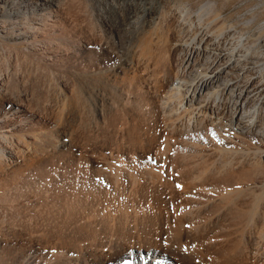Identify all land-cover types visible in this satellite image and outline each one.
<instances>
[{
  "label": "bare ground",
  "instance_id": "6f19581e",
  "mask_svg": "<svg viewBox=\"0 0 264 264\" xmlns=\"http://www.w3.org/2000/svg\"><path fill=\"white\" fill-rule=\"evenodd\" d=\"M71 1L0 0L21 59L81 61L39 102L0 74V264H264V0ZM95 80L107 136L77 138Z\"/></svg>",
  "mask_w": 264,
  "mask_h": 264
},
{
  "label": "rangeland",
  "instance_id": "374dc122",
  "mask_svg": "<svg viewBox=\"0 0 264 264\" xmlns=\"http://www.w3.org/2000/svg\"><path fill=\"white\" fill-rule=\"evenodd\" d=\"M28 2H36V0H27ZM158 2H161V3H163V4H165V5H167V6H172L173 4H174V2L175 1H177V0H157ZM198 1H200V0H192L191 2H190V4H192L193 5V7H196L197 6V2ZM201 1H203V0H201ZM250 0H236L234 3H232L230 6H229V9L225 12V14L226 15H233V14H235L236 12H237V10L239 9V7L240 6H242V5H244V4H246L247 2H249ZM72 2V4H73V7L75 8V6L77 7L76 9H74V10H77V14L79 15V17H81V18H84V20H86V21H89L90 20V18L89 17H91L92 16V7H91V5H92V0H72L71 1ZM87 2V3H86ZM173 2V3H172ZM169 3V4H168ZM75 4V5H74ZM147 7H151V5H148ZM79 9H80V13H79ZM88 9H89V12H88ZM83 12H82V11ZM86 10V11H85ZM83 14V15H82ZM91 14V15H90ZM243 14H245V11L243 12ZM90 15V16H89ZM87 18V19H86ZM235 18H238L237 16L235 17ZM114 20H116L115 18H113ZM0 32L1 33H3V28L2 27H0ZM109 34V35H108ZM113 35V36H112ZM110 37V38H109ZM111 37H112V39H111ZM106 38H107V41H109L110 39V41L108 42V45H109V48L111 49L112 48V46H113V48H112V50H115V51H121V50H123V51H121L122 52V58L123 59H131L132 58V56H133V54L134 55H137L136 53L137 52H139L140 51V49L139 48H137L138 46H137V43H133V44H131V45H127V42H126V45L129 47V48H127V46L125 47L126 48V50H125V48H124V46H125V42L124 41H120V36L116 33V32H114V31H112L111 29H109V31H108V33L106 34ZM117 39V40H116ZM116 43H113V41ZM1 41V40H0ZM8 41H10V42H8ZM2 40L1 42H0V74L7 80V84L9 85H7V87H5V89L7 90V89H9V90H7L8 91V94H11V95H13V96H15V97H22V96H24L25 95V97H29V99H30V101H31V99L33 98V102H35V100L36 99H39L40 98V100L42 99V98H44L42 95H44V96H46V95H48V93L45 95V93L46 92H49L50 91V89H49V87H51V91L49 92V93H53L55 90L54 89H56V87L58 86V88L62 85V84H65V82L66 83H69L68 81H70L71 82V80L67 77H65V74H66V72L67 71H69L70 69H71V67H73V65L75 66L76 64H79L81 61H79L77 58H73L72 60L71 59H67V60H64L63 62H61V63H59L58 64V66L59 67H57L56 65H55V68H57V69H55L56 70V72L58 71V74L56 75V79L57 80H59V82H62L61 83V85L59 84V82H58V84L54 87L53 86V88H52V84L51 83H53L54 85L56 84V79H53L52 80V78H49V76L48 75H46V73L42 70L41 72H39L40 71V68H39V71H38V68L34 65V64H32L33 65V68H27V66H29V65H31V63L27 60V59H25V58H22L21 59V57L22 56H20L17 52L19 51V49L18 48H16V47H14L13 45H11L12 43V41L11 40ZM117 41V42H116ZM3 42V43H2ZM110 43V44H109ZM111 43H112V45H111ZM123 43V44H122ZM121 44V45H120ZM135 44V45H134ZM140 44V43H139ZM123 45V46H122ZM13 46V48H16V49H12L11 47ZM111 46V47H110ZM118 46V47H117ZM7 47V48H6ZM10 47V48H9ZM132 47V48H131ZM68 48H71V47H68ZM76 47L74 46L71 50H74ZM117 48H118V50H117ZM124 48V49H123ZM129 49V50H128ZM14 50V51H13ZM15 50H18V51H15ZM124 50H125V52H124ZM139 50V51H138ZM123 52L125 53V55L123 54ZM17 53V54H16ZM130 54H132V55H130ZM3 55V56H2ZM19 56V57H18ZM32 56V55H31ZM124 56V57H123ZM126 57V58H125ZM128 57V58H127ZM5 58V59H4ZM20 59V60H19ZM32 59H33V56H32ZM37 59V60H36ZM26 60H27V62L28 63H26ZM35 61H38V58H36L35 57V59H34ZM142 60V59H141ZM143 61H145V59H143ZM142 61V62H143ZM65 62V63H64ZM64 63V64H63ZM70 63V64H69ZM29 64V65H28ZM66 64V65H65ZM31 65V66H32ZM10 67V68H9ZM34 67H35V70H34ZM27 68V69H26ZM59 68H61V69H59ZM63 68V69H62ZM29 69V71H27ZM33 69V70H32ZM72 69H74V67L72 68ZM31 70L33 71V72H31ZM63 70V71H62ZM65 70V71H64ZM67 70V71H66ZM26 71H27V73H26ZM9 72V73H8ZM63 72H65V74L63 73ZM14 73H16V75L18 74L19 76V79H21V81L20 82H18L17 80H18V77H16V76H14L13 74ZM21 73H22V75H21ZM23 73H24V77L25 78H23ZM36 73V74H35ZM45 73V74H44ZM9 74V75H8ZM12 74V79H11V75ZM60 74V75H59ZM61 75H63L62 77H61ZM6 76H8L9 77V79H8V77H6ZM46 76V77H45ZM60 76V77H59ZM48 77V78H47ZM59 77V78H58ZM16 78H17V80H16ZM45 78V79H44ZM65 78V79H64ZM24 79V80H23ZM51 79V80H50ZM60 79H62V80H60ZM63 80H65V82L63 81ZM68 80V81H67ZM25 81V82H24ZM48 83V85H49V81H51V85L50 86H46V82ZM52 81H54V82H52ZM96 81V82H95ZM95 81H92V82H89V84H87L86 82H85V85H84V90H86V93H87V95L89 96V95H91L90 96V98L89 99H91L90 101H89V99H87V102H86V100H82V99H79V100H75V99H73V100H71V101H69V105L67 106L68 108H70L69 109V111H71L72 112V118L71 119H68L69 120V122H70V125L72 126V128L74 127V131H75V129H76V137L78 138H81V136L82 137H88V138H91L94 134V136H96V134L98 133V134H100V137H102L101 135H105V136H107L106 135V132H105V128H103V127H106L107 128V126H106V124L107 123H103V122H101V121H99L97 118H96V116H95V107H98V108H101V104H102V98L103 97H101L102 96V88H103V84H102V82L101 81H99V80H95ZM99 81V82H98ZM16 82H18L19 84H17ZM32 82H33V84H32ZM35 82V83H34ZM44 82V83H43ZM94 83V84H93ZM26 84V85H25ZM102 84V85H101ZM5 85V86H6ZM16 85V86H15ZM98 85V86H97ZM12 86V87H11ZM15 86V87H14ZM32 86V87H31ZM34 86V87H33ZM91 86V87H90ZM17 87H18V89H17ZM27 87H29V89L31 88L32 90L31 91H29V89L27 88ZM43 87L44 88H46L47 90H49V91H47L46 89H43ZM90 87V88H89ZM99 87V88H98ZM37 88V90H35ZM93 89V92H92V89ZM94 88H96L97 90L98 89H100V90H96V89H94ZM14 89V90H13ZM35 90V91H34ZM40 90H42V92H40ZM44 90V91H43ZM46 90V91H45ZM88 90V91H87ZM14 91H16V92H14ZM97 91V92H96ZM100 91V92H99ZM10 92V93H9ZM25 94H24V93ZM28 92V93H27ZM37 92V93H40L39 95L38 94H35V93ZM89 92H91V93H89ZM15 93V94H14ZM18 93V94H17ZM22 93H23V95H22ZM31 93V94H30ZM89 93V94H88ZM93 93V94H92ZM95 93V94H94ZM99 93V94H98ZM101 93V94H100ZM17 94V95H16ZM20 94V95H19ZM28 94V95H27ZM33 95H35V96H33ZM101 95V96H100ZM37 96V98H35ZM41 96H42V98H41ZM32 97V98H31ZM93 99H92V98ZM96 98V99H95ZM28 99V100H29ZM35 99V100H34ZM98 99V100H97ZM95 100H96V102H95ZM31 101V102H32ZM80 103H79V102ZM84 103H83V102ZM93 101H94V103H93ZM27 102H29V101H27ZM36 102H39V100H36ZM72 102V103H71ZM75 102V103H74ZM82 102V103H81ZM86 102V103H85ZM89 103V104H88ZM91 103H93V104H91ZM84 106H82V105ZM92 106H91V105ZM72 105V106H71ZM96 105H98V106H96ZM87 106V107H86ZM81 107H83V108H81ZM91 107H92V109H91ZM73 108V109H72ZM76 108V109H75ZM79 109V110H78ZM84 110V111H82V110ZM91 109V110H90ZM94 112H93V111ZM74 111V112H73ZM76 111V112H75ZM80 111V114L78 113ZM91 111L93 112V113H91ZM108 111V110H107ZM84 112V113H83ZM89 112V113H88ZM86 113V114H85ZM92 114V115H91ZM95 117V118H94ZM93 118H94V120H93ZM86 119V120H85ZM73 120V121H72ZM76 120V121H75ZM81 120V121H80ZM90 120V121H89ZM98 120V121H97ZM76 123H75V122ZM83 121V122H82ZM93 121V122H92ZM95 121V122H94ZM73 122V123H72ZM87 123V124H86ZM90 123V124H89ZM93 123V124H92ZM103 125H102V124ZM72 124H74V125H72ZM76 124V125H75ZM92 124V125H91ZM102 126H101V125ZM93 125H94V127H93ZM96 125H99L97 128L98 129H95L96 128ZM101 126V127H100ZM90 128V131L88 130ZM94 128V129H93ZM82 129V130H81ZM102 129H103V131H102ZM94 130V131H93ZM97 130V131H96ZM100 130V131H99ZM85 131V132H84ZM88 131V132H87ZM99 131V132H98ZM82 132V133H81ZM77 133H78V135H77ZM80 133V134H79ZM88 133V134H87ZM88 135V136H87ZM93 136V137H94ZM169 138V142H171L170 143V145H171V148H175V145H178V143H173V141L175 140V142H176V138H173L174 140H172V139H170V137H168ZM254 142V141H253ZM174 144V145H173ZM187 147H188V145H187ZM189 148V147H188ZM255 205H257V204H255ZM2 212V213H1ZM1 217L3 218V210H1V208H0V219H1Z\"/></svg>",
  "mask_w": 264,
  "mask_h": 264
},
{
  "label": "snow or ice",
  "instance_id": "6c2138e0",
  "mask_svg": "<svg viewBox=\"0 0 264 264\" xmlns=\"http://www.w3.org/2000/svg\"><path fill=\"white\" fill-rule=\"evenodd\" d=\"M152 162H153V163H155V161H154V160H152Z\"/></svg>",
  "mask_w": 264,
  "mask_h": 264
}]
</instances>
